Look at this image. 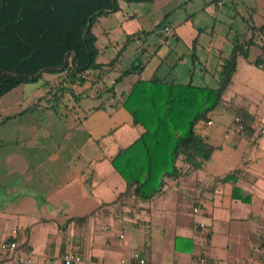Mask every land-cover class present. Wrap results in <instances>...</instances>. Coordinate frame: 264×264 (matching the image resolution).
<instances>
[{
    "label": "crops",
    "instance_id": "crops-1",
    "mask_svg": "<svg viewBox=\"0 0 264 264\" xmlns=\"http://www.w3.org/2000/svg\"><path fill=\"white\" fill-rule=\"evenodd\" d=\"M183 2L187 7L194 0ZM226 2L241 10L235 14L238 23L228 27L222 22L215 33V23L209 31L207 27L196 29L191 16L184 23L180 21L181 25L167 22L164 27L171 33L157 43L154 54H164L163 61L147 75L148 64L136 65L139 69L134 74L115 83L124 72L112 77L118 71L122 49L116 57L119 63L108 76L114 96L105 101L90 93L78 105L68 101L60 119L66 127L62 142L39 147L37 142L39 153L27 165L19 153L8 155L6 163L11 169H0V240L16 230L25 246L14 258L0 256V264H27L20 263L27 258L30 264H63L61 256L71 250L82 254L80 264H118L133 252L140 253L146 264H264V69L256 66L264 52V0H225L222 7ZM213 3L216 10L220 8L217 0ZM119 7L121 10L120 2ZM182 7L179 0L178 8ZM103 18L93 28L100 56L104 50L99 38L106 33L102 28L96 32V28ZM187 23L195 34L188 46L177 33ZM138 34L137 30L127 36ZM202 35L204 39H200ZM169 44L173 46L163 49ZM180 44L185 52L177 51ZM227 45L231 49L225 56ZM234 46L242 52H238L220 105L208 115L211 125L196 126L217 148L209 162L201 170H192L177 161L180 175L162 178L161 190L150 200L125 194L126 182L111 160L138 140L144 130L133 123L117 100L139 76L176 82L180 67L185 68L183 85L217 88L223 63ZM164 65L166 72H162ZM194 79L202 84H193ZM36 100L24 104L28 106L22 114H27L25 110ZM84 100L94 105L82 109L83 118H78ZM240 109L255 117L257 138L236 133L233 120ZM120 111L127 115L118 119L115 115ZM99 112L105 117L93 119ZM42 138L53 141L51 135ZM26 139L29 142L32 137ZM7 144L0 140V148ZM41 152L49 157L42 158ZM234 170L238 172L232 180L221 181Z\"/></svg>",
    "mask_w": 264,
    "mask_h": 264
},
{
    "label": "trees",
    "instance_id": "trees-1",
    "mask_svg": "<svg viewBox=\"0 0 264 264\" xmlns=\"http://www.w3.org/2000/svg\"><path fill=\"white\" fill-rule=\"evenodd\" d=\"M120 1L132 4L153 0H0V98L19 86L41 82L46 93L25 113L36 117L50 110L61 119L67 96L74 105L89 98L90 93L97 98L105 93L114 96L113 86L100 91V85L114 72L119 60L98 63L101 51L93 28L100 18L120 11ZM166 24L163 20L159 28ZM131 37L127 36L128 40ZM238 52H242L240 47L234 46L230 58L224 61L217 88L139 76L120 96L117 105L144 130L138 140L111 160L126 182L125 194L150 200L161 190L162 178L180 175L177 161L192 170L206 166L217 148L200 135L196 126L207 123L209 113L220 105ZM137 68L134 65L122 72L115 83L134 74ZM45 76L59 80H46ZM88 82L90 85L77 94L71 88ZM254 123L255 117L247 111H235V127L255 139L258 135H254ZM237 172L232 171L221 181L232 180ZM17 236L14 241L19 249L25 244Z\"/></svg>",
    "mask_w": 264,
    "mask_h": 264
},
{
    "label": "rangeland",
    "instance_id": "rangeland-1",
    "mask_svg": "<svg viewBox=\"0 0 264 264\" xmlns=\"http://www.w3.org/2000/svg\"><path fill=\"white\" fill-rule=\"evenodd\" d=\"M180 1L183 3V7L180 9L178 8L179 0H154V2L151 3L132 4L120 1L121 10L113 13L112 16L103 18L100 21V25L96 28V32H98L97 29L100 30L102 28L106 33L103 37L99 38V46L104 50V54L99 56L98 62L108 63L115 59L118 52L123 49L120 58L121 61L117 67L118 71L114 73L115 75H112V77L114 78V76L129 69L131 66H143L148 64V69L145 72L147 75L154 66L163 61L162 57L164 54H162V56L159 55V57L154 56L157 49V43H161L163 40L162 35H160V37L157 35V32L160 30L162 31V29L159 28V25L163 20L174 24V22H183L188 16H191L194 18V26L196 29L207 27V30L209 31L210 27L215 23V33L221 28L220 24L222 22L229 27L240 21L235 14L237 11L241 10L235 5H231L230 2H226L225 6H221L216 10L213 3L214 0H194L193 3L190 2L187 4V7H184L186 5L185 2H183L184 0ZM187 13L188 15H186ZM133 14H136L133 19H127V16ZM124 18H126V21ZM190 24L191 23H187L184 26H178L179 28L177 30L178 35L187 46L195 36L191 30L192 28ZM137 30L140 31V34L133 36L131 41H128L127 35L134 33ZM203 37H205V35H202L200 39H204ZM107 42H110L112 45L108 46ZM234 42L235 41H233V43ZM170 46L173 45L169 44L163 46V49H167ZM230 49L231 46L227 45L225 49L226 53H224L225 56L229 54ZM177 51L179 53L185 52V46L180 44L177 47ZM166 67V65L162 67V72L167 71ZM196 69H199L198 65H196ZM184 71V67L178 69L176 79L178 84H182L186 81L184 78ZM45 77L49 80L52 79L51 81L59 80V78L51 76ZM108 79V77L104 79L103 83L100 85V91L106 87H111L112 84H110V80ZM86 84L90 85L89 82ZM193 84L202 83H200L199 79H194ZM41 85L42 83L38 82L36 84L19 86L4 97L0 98V124L2 120L11 117L5 125V122L0 125V140L8 142L6 146L0 148V169H11L6 163L9 154L19 153V156L25 161L24 164L27 165L32 161L33 156L39 153V150H36L37 142L39 147V145L42 144H45L46 146H50L51 144V146H53L54 143L63 141L66 127L64 122H61L52 111L47 110L43 114L39 112L40 114L36 117L29 114H22L24 106H28L24 104L39 98L40 91H42L41 94L46 93L47 90L42 89ZM68 87H70V85H68ZM71 88L75 91L81 90V87L79 86ZM110 97L111 94L105 93L103 99L106 101V98ZM68 98L69 96L65 99L67 101L66 103L69 101ZM93 105L94 102L92 101H82L78 110V118H83L82 109H87ZM119 113L120 114L117 113L115 115L118 119L127 115L124 111H120ZM102 114L103 112H99L93 117V119H101L102 117H105L102 116ZM20 119L22 120V123ZM70 119L71 118H68V120ZM48 135L52 136L53 141H50L49 138L46 140L42 138ZM28 136L32 137L29 142V139H26ZM38 137H40V141ZM16 140L19 141L18 144H16ZM41 147L42 146H40V148ZM41 157L47 159L49 155H45L41 152ZM29 169H31V167Z\"/></svg>",
    "mask_w": 264,
    "mask_h": 264
},
{
    "label": "built area",
    "instance_id": "built-area-1",
    "mask_svg": "<svg viewBox=\"0 0 264 264\" xmlns=\"http://www.w3.org/2000/svg\"><path fill=\"white\" fill-rule=\"evenodd\" d=\"M224 1L225 0H217V6L221 7L223 5ZM170 33H171V30L169 27H164L162 29V35H163L162 42H164V36L166 37ZM262 57H263L262 61L257 63V65H256L259 69H264V52H263ZM206 124L211 125V122L208 121ZM235 131L238 134H242L238 127L235 128ZM133 220L137 221L138 217H135ZM17 234H18V232L16 230H13L10 233V236L8 238L0 240V256L1 257H3V258H14L17 256L18 246H17L16 242L14 241ZM120 238H123V236H120ZM61 261L63 264H80L83 262V256L80 252L75 251V250L74 251L71 250V251L65 252L61 256ZM31 262L32 261L30 258L20 260V263L30 264ZM90 264H101V263H90ZM118 264H146V261L141 256L140 253L133 252L130 256L120 259L118 261Z\"/></svg>",
    "mask_w": 264,
    "mask_h": 264
}]
</instances>
